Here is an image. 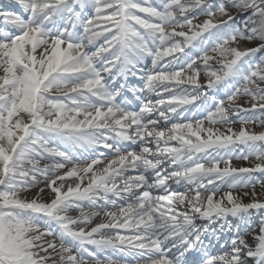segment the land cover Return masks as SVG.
<instances>
[{"label": "snow or ice", "instance_id": "1", "mask_svg": "<svg viewBox=\"0 0 264 264\" xmlns=\"http://www.w3.org/2000/svg\"><path fill=\"white\" fill-rule=\"evenodd\" d=\"M13 2L29 14L25 19L0 10L4 22L19 30L14 36L0 33V264H46L51 257L40 252L56 248L53 241L41 243L47 236L61 240L62 264H82L85 253L96 259L88 245L138 256L148 264H187L186 257L197 252L200 264H264V220L254 236V247L237 237L230 255H209L202 249L203 238L215 235L211 225L216 220L251 209L264 210V202L254 199L244 204L231 191L215 198L217 183L229 178L233 181L230 188L237 184L254 188L256 183L264 187V181L252 178L254 173L264 174V151H256L260 163L252 167H232L231 157L224 159L237 145L255 150L256 142L264 141V133H249L241 127L239 132L228 128V134H223L205 128L204 120L174 123L166 131L159 127L161 121L167 122L173 115L183 116L188 106L207 111L209 125L229 123L225 101L215 99L221 86L226 89L228 107L241 91L252 97L250 108L232 109L242 121L247 122L248 114L264 112V87L257 83L264 82V56L260 57L261 63L252 62L257 54L264 53V0H159V8L149 0ZM89 6L94 15L83 19L77 8ZM196 10L206 17L200 23L189 18ZM234 12L251 13L243 27H233ZM77 20L82 23L83 38L69 30V25L75 28L73 22ZM136 25L143 29V35ZM101 28L103 31L98 30ZM100 37L104 44L89 54L87 47ZM240 40L260 43L244 50L230 46ZM197 47L203 54L190 59L187 50ZM209 47L215 55L208 54ZM105 53L112 58H105ZM217 56L222 61L219 71L208 70ZM146 57H151V72L141 67ZM166 57L170 59L162 64ZM200 63L208 77L204 85L199 82ZM176 64L181 65L180 69L171 71ZM186 71L191 75H185ZM129 73H139L142 89L128 86ZM237 76L242 77L244 86L232 91L228 81ZM185 84L197 91L164 98ZM201 89L214 90V111L205 108L209 91ZM124 91L141 101L138 111L117 102ZM145 92L159 97L156 104L143 102ZM161 107L167 111H159ZM156 111L158 116L148 119ZM53 140L72 151L102 147L116 155L103 168L98 167L103 160L95 158L83 167L73 165L63 176L48 181L47 188L54 195L49 203L18 198L19 191L38 183V176L46 178L49 172L64 168V162H71L69 150L49 147ZM118 141L142 147L139 153L122 154L119 147H114ZM172 141L178 146H171ZM150 144L156 145L155 151ZM42 157L56 162L41 168L37 158ZM201 158H206L207 164L199 162ZM238 158L247 160L248 155L241 153ZM165 162L180 170L167 171L162 167ZM130 170L139 174L124 179ZM149 173L152 183L148 181ZM65 177L88 182L63 191ZM118 179L122 183L118 184ZM170 180L185 181L193 187L187 192L171 191ZM154 189L164 194L153 196ZM202 190L209 194L203 196ZM252 196H256L254 190ZM113 197L132 202L119 207L118 212H105L108 222L90 230L73 227L90 220L89 214L82 212L75 219L63 214L84 201H104L106 206L117 207ZM104 230H113L116 235L96 238ZM121 230L131 234L122 235ZM32 232L38 234L29 236ZM66 239L76 242L79 257L64 246ZM241 246L246 249L243 258Z\"/></svg>", "mask_w": 264, "mask_h": 264}, {"label": "rangeland", "instance_id": "2", "mask_svg": "<svg viewBox=\"0 0 264 264\" xmlns=\"http://www.w3.org/2000/svg\"><path fill=\"white\" fill-rule=\"evenodd\" d=\"M2 1L8 2V3H5V6H2L1 3H0V10H3L5 12H11V13L20 14V7H19L20 5L17 4L18 6H16L13 3V0H0V2H2ZM149 2L152 3L153 6H156L158 8L160 7L159 0H149ZM15 7H17V9ZM77 11L78 12H82V18L83 19L90 18L91 16L94 15V10L90 6L88 8H86V9H84V10H81V9L77 8ZM28 14L29 13H24V16H25L26 19H27ZM140 15L143 16L144 14H140ZM233 15H237V14L234 12ZM238 16H239V14H238ZM189 18L193 19V23H200L206 17H205V15L203 13L199 12V10H196L193 13L189 14ZM219 19L220 18L217 17L218 21H219ZM60 23H61V26H62V22H60ZM73 23H75V25H76L75 28H72L71 25H69V30L70 31H74L77 37L83 38L84 31H83V26H82L81 21L77 20V21H74ZM135 27H136V29L138 31L141 32L142 35L144 34L143 29H141L138 25H136ZM233 27H239V26H238V24L236 22H234ZM98 30L99 31H103L102 28L98 29ZM168 30L171 31L172 29L169 28ZM176 30L179 31L180 29L177 28ZM185 31H187V29H185ZM0 33H6V34H8L10 36H14V35H18L19 34V30L16 29L15 27H13L11 24H6L4 22V18L0 17ZM243 41H245V40H240L238 43H233L230 46L231 47H238L239 49L243 50L242 49ZM75 42L78 43L79 39H77ZM249 43H258V41H252V42H249ZM102 44H104V38L100 37L92 45H89L87 47L86 51H88V53L91 54L92 52H95L97 50V48H99ZM65 46L66 45H62V47H65ZM150 47H154V46H152L150 44ZM40 51H42V49L38 50L36 54L39 55ZM187 51H188V56H189L190 59H198L199 56L203 54L200 51L199 47L193 48V49H190V50H187ZM207 52H208L209 55H215L212 52L211 47H209L207 49ZM104 57L107 58V59H111L112 58L107 53L104 54ZM169 59L170 58L166 57L165 60L162 61L161 63L162 64L167 63V61ZM187 62H190V60L186 61L184 63L183 66L185 68H186V63ZM252 62H253V64H257V56L253 58ZM221 64H222V61L217 56L216 60H213V61L210 62V68L208 70H210V71H219V69L221 67ZM141 67H143L145 69V71L151 72L153 70L151 57H146L143 60V63L141 64ZM180 67H181L180 64H176L170 70L171 71H177V70L180 69ZM197 67H198V71L200 72L199 82H200L201 85H204V84L207 83V80H208V77L204 74L205 69L203 68L202 63L198 64ZM186 73H190V72L186 71L185 74ZM0 75H2V70H0ZM138 75H139V73H138ZM138 75L137 76H132L131 73H129L128 79H127V84H128V86L130 88L131 87H135L137 89H142L144 87V84L138 78ZM109 83H111V81H109ZM257 83L259 84L260 87H264V82L257 81ZM228 86L231 88L232 91H235L236 88H240L242 90L243 86H244L242 77L241 76H237V77H234V78H230V80L228 81ZM191 87H192V92L191 93H194V92L197 91L192 85H191ZM201 91H209L208 104L205 105V108L207 110L214 111L215 109L213 107V96H212V92L214 90L201 89ZM225 92H226L225 87L221 86L220 87V91L218 93H216V95H215V99L216 100H224L225 101V106H226V108L228 110L229 121H230L229 123H226V124L231 126V127H236L237 132H239L241 127H244L249 133H255V134L264 133V125L262 123H259V121H258V116L260 115V113H262L261 111H256L254 115L248 114L249 118L247 119V122L242 121V119L239 116H237L236 114H234V112L232 111V109L234 107H236V106L250 108L251 104L254 103V101L252 100V97L250 95H248V94H245L243 91H241V93L237 96V98L235 100V103L232 105V107H228L227 96L225 95ZM185 93H188V87L183 88L181 90L173 89L172 92L165 94L164 98L168 99L172 95L180 97V96L185 95ZM158 99H159V97H157V95L155 93H149V92L143 93V102L144 103L151 102L152 104H156V101ZM119 100H122V103H126V105H127L126 107L129 110L138 111L139 108L142 106L141 101L138 100L136 98V96L130 91H124L122 93V95L118 98V101H117L118 103H119ZM188 107H189V110L184 112L183 116H185V117L186 116H191V118H189L188 120L184 121L185 123H188V122H192L193 123V122H195L197 120H205V117L207 115V111H202V110H199L197 108H192L191 106H188ZM159 111H167V109L164 108V107H161L159 109ZM157 116H158V111H156L152 115H150L148 117V119H155ZM176 121H177V119H170L167 122L163 121L164 125L162 127H160V128L164 129V130H168V128H171L172 124H174ZM49 147L59 148V150H61V151L69 150V148L65 149V148L59 146L55 142V140L50 142ZM95 150L98 151L97 148H95L94 151ZM256 151H264V141L256 142V149L255 150H249L246 145L236 146L233 149V151L229 152L227 155L224 156V159L227 160V159H229V157H231V160L233 158H235L234 161H236V160L243 161L244 159L238 158L240 156V154L243 153L244 155H248V159L252 160V164L250 165L252 167L256 163H260V161L257 160V158H256ZM112 155H115V154L112 153ZM234 155H235V157H234ZM100 158H103V157H100ZM37 163H38L39 167L43 168L46 165L49 166L52 163V161L49 158H47V157H42V158H37ZM221 164H223V163H221ZM29 167H30V165H29ZM165 167H169V165L166 163L163 166V168H165ZM168 171L170 172V171H177V170L171 169V170H168ZM133 174H134L133 172L128 171L126 175H130L131 176ZM252 178H253V180L264 181V174L254 173ZM232 183H233L232 180L230 182L227 181V180H225L223 182H218L219 191H218L217 196L215 198H219L218 194L220 192H223V191H225V192L231 191L232 194L233 193H239L238 187H236V186L235 187H231V188L229 187V184H232ZM257 185L259 186V188H262V189L264 188L259 183L255 184V186H257ZM34 186L35 185L31 186V188L34 187ZM250 186H252V185H248V187H250ZM171 191H173V190H171ZM19 192H20V194H23L22 191H19ZM176 192H182V191H176ZM208 194H209L208 192H205L203 196L206 197ZM257 221H258V219L254 218L253 216H250L248 218H244V219H242L240 221H235L234 219L225 217V218H223L222 222L219 223V225H215V226L211 227V229H213L215 231V228H217L218 231L221 230L224 233V235L228 234V236L226 238V241L231 242V244H232V241L234 239H236L237 237H242V238L245 239V238L249 237L251 234H255L257 231H259V229H255V228L252 229L253 228L252 227L253 224L257 223ZM217 222L218 221L216 220L214 224H217ZM41 226L42 225L40 224V227ZM241 229L245 230L246 233L238 235L237 233ZM37 234L38 233H35V232L28 233L29 236H34V235H37ZM210 234L208 236H210ZM53 242L56 245L55 250L49 249L47 253L41 252V254L48 255L49 257H51L49 259L50 264H60L59 262H61V254H60V252L58 250V246H57L56 243L57 242L61 243V240L54 239ZM215 242L220 244V246L222 248V250H221L222 253L225 252V251H229L230 250L228 253L231 254L233 247L225 248V243L223 241H221V238L217 239ZM41 243H42V241H41ZM64 244H66L70 248L71 253L73 255H78V257H79V253L75 249V246H73L72 242L65 241ZM115 251H118V250H115ZM245 252H246V250L242 251V258L244 257V253ZM193 254L198 256L199 252L193 253ZM195 255L194 256L193 255L188 256L186 258V260L189 263H194V259L196 257ZM209 255H212V254H209ZM153 258H155V257H153ZM112 259H113L114 262H122L124 264H141L142 262L146 261V260L141 259L138 256H134V255L125 256V257H123L121 255H118V257L113 256ZM57 261H59V262H57ZM97 261H99V264H103V261H101V260H97ZM97 261H86L85 260V261H82V264H97ZM195 264H200V261L196 262ZM249 264H252V262H249Z\"/></svg>", "mask_w": 264, "mask_h": 264}, {"label": "bare ground", "instance_id": "3", "mask_svg": "<svg viewBox=\"0 0 264 264\" xmlns=\"http://www.w3.org/2000/svg\"><path fill=\"white\" fill-rule=\"evenodd\" d=\"M24 13L25 12H23V14ZM256 46H258V43H249V42H246V41H243V43H242V49L243 50L247 49V48H250V47H256ZM185 75H191V74L190 73H186ZM186 87H188V93H185V95H187V94L192 92L191 85L185 84V85H182L180 87H176L175 89L176 90H181V89L186 88ZM119 103L127 106L126 103H122V100H119ZM82 118L83 117H80V119H82ZM189 118H191V116H186L185 117V116H181V115L177 114V115H174L171 119H177V121L175 123H185L184 121L188 120ZM194 123L195 122H193V124ZM163 125H164V123H163V121H161L159 127H162ZM203 126L205 128L212 127L214 129V131H217V132L223 133V134H228L227 133V129L228 128H231L234 132H237L236 127H231V126L227 125L226 123L218 122V123H216L214 125H209L206 119L204 120V125ZM168 129H170V128H168ZM55 142L59 146L65 148V149L69 148L70 154L73 157L71 162H64L65 163L64 168L49 172L46 178L44 176H38L37 177L38 183H36L35 186L32 187V188L31 187H26V188L22 189L21 191L23 192V194H20V192H18L17 193L18 198H20L22 200H27V201H31V200L35 199V200H37L38 202H41V203H49L51 201V199L54 198V195H53V193H51V190L47 188L48 181L54 180L56 178V176H63L68 171V169L73 167V165H76L78 167H83V166H86L88 163H91V159H86V160L84 159V157L90 152V148H88L87 150L76 149V150H74L75 153H73L69 146L63 144L59 140H55ZM110 142L113 143V141H111V140H110ZM126 146H130L131 148L130 149H124ZM149 146L152 148L153 151L156 150V145L155 144H150ZM171 146H178V145H177V143L175 141H172L171 142ZM237 146H242V145H237ZM114 147H119L121 149V153L122 154L126 153L127 151H134L136 153H139L142 145L139 144V143L133 145V144H131L129 142H126V141H118V142L114 143ZM100 153H103L104 158L102 159L103 163L98 165L99 168H103L108 163V161L114 159L115 155H116L115 152L110 151L108 149H104L103 152H99L98 154H100ZM112 153L115 154V155H112ZM234 157H235V155H234ZM49 159L52 161V163L49 166H51L52 164H54L56 162V161L52 160L51 158H49ZM234 160H235V158H233L231 160V166L232 167H236V168L251 167L250 165L252 164V160L251 159H247V160H243V161H238V160L234 161ZM199 162L207 164L206 158H201L199 160ZM166 163L167 162H165L162 165V167ZM220 166L223 167L224 165L221 164ZM25 167H29V165L25 164ZM95 167H97V166H94V168ZM168 168H169V170H171V169L180 170L178 166H171V167L169 166ZM164 169H166V167ZM130 171L134 173L131 176H135V175L139 174V172H137V171H132V170H130ZM126 174L124 176V179H127L130 176V175H126ZM148 181H149V183L153 182L150 173L148 174ZM227 181L230 182L231 178H229V180L227 179ZM87 182H88L87 179H85L83 181H80L76 177H65V179L63 181L64 188L62 190L63 191H67L68 186H73L74 187L76 183H81V186L83 187V186H85L87 184ZM117 183L118 184L122 183V181L118 179ZM205 183H206V181H205ZM168 185H169V189L170 190L182 191V192H187L191 187H193V185H190V184H188L185 181H181L180 183H176L175 181H168ZM217 187H218V183H217ZM236 187H238L239 193H233V195L239 197L242 203H244V204L251 203V202H253L254 199L260 200L261 202H264V188L263 189L259 188L258 185L254 186V188H253V186L248 187V186H243L241 184H237ZM41 189H43L42 192H41ZM253 190L256 193L255 197L252 196ZM204 193H205V191L202 190V195H204ZM224 193H225V191L220 192L218 194L219 197L222 196ZM246 193H247V195H246ZM162 194H164V193L161 190H155V189L152 190V195L153 196H158V195H162ZM137 195H139V192H137ZM113 199H116L117 207H112L111 205H107L106 206L104 201H97L95 204H92L90 202L84 201V202L80 203L79 207L70 208V209L67 210L66 213H63V214L67 215V216H69V217H71L73 219H75L77 217H80L82 212L86 213V214H89L90 215V220H88L86 222H78L73 227H74V230H79L81 228H84L86 230H90L92 227H94L98 223H107L108 222V219L104 216L105 212H118L119 207L127 206V204L132 202V199H118V198H114V197H113ZM94 213H95V215H92ZM250 216H253L254 218L258 219L257 223H254L252 227L255 228V229H259L260 228L259 225L261 224V221L264 220V210L251 209L248 212L243 213L241 215H238L236 217H232V216H227V217L228 218L230 217L232 219H235L236 221H239L241 219L248 218ZM218 220H220V219H218ZM203 222H205V221H199V220L197 221V223H203ZM41 225H42L41 229H43V224L41 223ZM53 227L55 228L56 226L53 225ZM258 232L259 231H257L255 234H252L249 237L245 238V241L247 242L248 247H254L255 246L257 241L254 239V236ZM245 233H246V231H241L240 232V234H245ZM120 234L123 235V234H131V233L121 230ZM100 235H102L104 237H111V236H115L116 232L113 231V230H104L96 238H99ZM54 239L60 240L58 236H55V237L47 236V237L43 238L42 243L45 242V241H54ZM66 241L72 242L73 246L76 244V242L70 241V239H66ZM56 244H57L58 250H59L61 243L57 242ZM64 246L68 247L66 244H64ZM210 246L205 241L202 244V247L206 248L205 250L209 249V251H208L209 254H212V255H215V256L229 254L228 252L230 250L229 251H225V252L222 253L220 251V249H219V251L215 252L214 249L209 248ZM230 246H231L230 243L228 245L226 244L227 248H231ZM87 247H88V250L90 252H93L95 254L96 259H92L91 257H89L85 253L83 255V257L81 258L82 261H85V260L86 261L101 260V261H103V264H124L122 262H114L113 259H112L113 256H116V257H118V255H121L123 257L131 256V255L122 253L120 251H115V250H113L111 248H109V249H97V248H95V246H92V245H88ZM241 248H242V251L246 250L244 248V246H241ZM75 249L77 250L76 246H75ZM40 255H43V254H41V252H40ZM198 261H200V259ZM57 262H59V261H57ZM59 263L62 264V262H59ZM46 264H50V261L48 260L46 262ZM141 264H148V262L145 261V262H142ZM187 264H188V262H187Z\"/></svg>", "mask_w": 264, "mask_h": 264}, {"label": "trees", "instance_id": "4", "mask_svg": "<svg viewBox=\"0 0 264 264\" xmlns=\"http://www.w3.org/2000/svg\"><path fill=\"white\" fill-rule=\"evenodd\" d=\"M249 15H251V13L243 14L242 16L237 17V18L235 19V21L238 22V25H239L240 27H243V26H244V23H245V21L248 19V16H249ZM261 56H264V53H260V57H261ZM258 63H261L260 58H259V60H258ZM258 63H257V64H258ZM262 118H264V112H262V113L259 115V119H260V121H261Z\"/></svg>", "mask_w": 264, "mask_h": 264}]
</instances>
